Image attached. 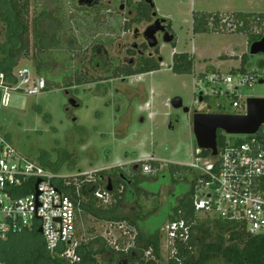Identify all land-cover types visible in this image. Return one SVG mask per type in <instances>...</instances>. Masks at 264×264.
<instances>
[{
	"label": "rangeland",
	"instance_id": "obj_1",
	"mask_svg": "<svg viewBox=\"0 0 264 264\" xmlns=\"http://www.w3.org/2000/svg\"><path fill=\"white\" fill-rule=\"evenodd\" d=\"M126 1L128 0H122L123 3ZM132 1L146 4L144 0ZM29 2L30 22L43 8L50 14L60 10L62 20L64 17L69 21L77 40L73 68L81 58L87 63L94 46H103L110 59L117 56L130 59L131 56L126 55L123 48L143 42V39H134V32L136 30L141 34L147 27L146 24H132L129 31L126 29L127 22L135 16L134 11L127 16L128 8L123 12L112 8L110 13H92L76 10L74 0ZM152 4L156 17L169 21L176 40L174 48L159 41L161 69L126 79L83 84L69 90L50 88L33 96L11 93L9 105H0V134L9 138L18 153L38 164L41 159L50 164L63 161L59 170L63 176H70L78 171L100 172L126 162H131L129 165L133 166L138 165L137 161L150 159L162 161L158 169L163 172L168 164L189 165L195 161L198 149L190 115L182 110H174L170 101L178 97L190 110L232 113L230 100L205 96L198 103L199 95L205 90L204 76L211 73L226 75L237 70L243 56L246 70H249L263 61L264 55L249 54L248 39L244 34L216 33L209 29V33L193 34L190 0H152ZM196 10L201 13L229 11L260 14L264 12V1L198 0ZM172 52L192 55L194 67L191 74L178 75L172 72L169 68ZM32 53L33 50L27 58L19 61L15 72L27 68L35 76ZM51 68L58 70L62 67L53 63ZM84 68L92 78L102 76L103 72L94 70L93 66L86 65ZM238 93L252 98H264V85L254 83L240 88ZM210 94V89L203 93ZM71 99L77 102L76 108L69 104ZM218 136L228 142L240 139L222 131H218ZM46 170H49L48 167ZM161 188L160 213L164 215L170 206L189 191L190 182L172 183L167 177ZM213 218L198 216L199 221ZM156 222L157 220H152L150 228ZM135 234L125 224L112 226L111 223L97 222L91 216L84 215L77 225L74 246L68 259H74L72 251L81 243L97 237L111 244L115 241L120 249L130 248ZM170 255L166 242H161L160 237V263H167ZM102 259L98 257L99 264H107Z\"/></svg>",
	"mask_w": 264,
	"mask_h": 264
},
{
	"label": "trees",
	"instance_id": "obj_2",
	"mask_svg": "<svg viewBox=\"0 0 264 264\" xmlns=\"http://www.w3.org/2000/svg\"><path fill=\"white\" fill-rule=\"evenodd\" d=\"M126 3L135 12V16L126 24L128 31L132 24L151 21L153 8L142 2L133 3L128 0ZM29 7V0H0V74H4L8 79L12 78L19 61L27 58L31 50L34 51L32 53L34 73L46 83L44 91L50 88L69 90L83 84L126 79L161 69L162 60L154 57L141 58L135 69L119 65V61L112 60L102 76L92 78L85 71L83 58L78 60L74 68L72 67L76 59L73 53L77 40L69 26V21L64 17L62 20L59 16L60 10L50 14L43 8L30 22ZM220 15L193 12L192 33H209V18L218 19ZM230 15L245 20L244 28L236 33L247 37L248 46L263 36L264 12ZM161 21L171 29L169 21ZM253 28L260 32L254 33ZM171 45L174 48L175 41ZM155 53L158 54L157 51ZM53 63L60 64L62 68L54 70L51 68ZM245 64L243 56L241 69ZM193 67L192 55L188 53L172 55L169 68L173 73L189 75ZM221 141L218 136V146ZM201 155L208 157L209 152L202 151ZM63 163L58 161L57 164H50L44 159L40 160V165L45 169L48 167L52 172H59ZM148 164L156 171L154 175H149L151 177L143 175L141 170L140 173L135 174L125 166L114 167L96 173V182L83 188L87 200L84 204V214L91 216L97 222L124 223L136 232L134 246L126 253L115 251L109 243L97 237L81 243L75 249L79 260L72 262L63 255L65 249L58 250L51 256L45 249L41 235L34 230L9 236L1 243L0 259L6 264H99L100 256L107 264H160V228L167 222L183 220L190 227L189 238L186 243L177 245L176 254L168 264H264V236H253L242 227L220 219L198 220L192 204L197 175L191 168L168 164L165 171L160 172L159 163L148 161ZM69 167L73 166L69 165ZM188 175L193 178L189 191L177 200L176 204L170 206L166 214L161 215L160 191L167 177L174 183L185 181ZM109 179L112 183V202L101 206L94 198L93 192L97 189L106 190ZM152 220L157 222L150 228L149 224ZM148 251L151 252L150 257H145Z\"/></svg>",
	"mask_w": 264,
	"mask_h": 264
},
{
	"label": "built area",
	"instance_id": "obj_3",
	"mask_svg": "<svg viewBox=\"0 0 264 264\" xmlns=\"http://www.w3.org/2000/svg\"><path fill=\"white\" fill-rule=\"evenodd\" d=\"M244 25V19L220 15L218 19L209 18L208 29L230 34L240 31ZM252 31L260 32L256 28ZM204 80V92L210 89L211 94L203 95L202 91L199 95L202 100L205 96L230 100L232 113H208L206 110L199 113L246 116L247 100L252 97L238 92L254 83L264 85V60L249 70L246 65L241 69L240 65L226 75L207 74ZM45 87V80L33 76L27 68L14 71L11 79L0 74V105H9L11 93L33 96L43 92ZM229 136L240 139L222 140L214 157L210 152L208 157H203L198 149L195 161L188 166L197 175L192 200L194 213L197 217L204 215L238 225L253 236H264V122L255 134ZM148 161L154 160L137 163L144 175H154L156 171ZM96 173L78 171L63 176L46 170L18 153L9 138L0 134V246L9 236L41 230L46 251L52 256L65 249L63 255L68 258L77 225L84 216L87 200L83 188L96 182ZM93 196L103 205L112 201L111 193L106 190L97 189ZM108 223L112 226L124 224ZM159 233L161 242L164 240L166 249L170 250L169 262L176 254L177 245L187 242L190 227L183 220H175L165 223ZM109 245L117 252L126 253L134 246V237L130 248L120 249L115 241ZM72 252L74 257H70L74 259H69L77 262L75 250ZM150 253L146 252L145 257H150ZM0 264L6 263L0 259Z\"/></svg>",
	"mask_w": 264,
	"mask_h": 264
},
{
	"label": "water",
	"instance_id": "obj_4",
	"mask_svg": "<svg viewBox=\"0 0 264 264\" xmlns=\"http://www.w3.org/2000/svg\"><path fill=\"white\" fill-rule=\"evenodd\" d=\"M151 8H153L152 0H144ZM162 21L156 20L152 25L146 28L143 35L148 43L149 48L157 46L156 33L164 32L165 28ZM173 36L165 33L163 42L169 44L173 41ZM249 54L255 56L258 54L264 55V34L256 42L250 44ZM202 101L199 96V102ZM69 104L72 107H77V102L70 100ZM170 106L174 110H182L183 113L190 115L192 132L195 139L197 149L200 151L210 152L211 156L217 155V133L223 131L227 135H252L255 134L264 122V99L249 98L247 100V115L233 116L223 114H203L192 112L190 108L185 107L180 98L176 97L170 101ZM106 186V191L112 192V183L109 179ZM37 185V184H36ZM41 233V230H38Z\"/></svg>",
	"mask_w": 264,
	"mask_h": 264
},
{
	"label": "flooded vegetation",
	"instance_id": "obj_5",
	"mask_svg": "<svg viewBox=\"0 0 264 264\" xmlns=\"http://www.w3.org/2000/svg\"><path fill=\"white\" fill-rule=\"evenodd\" d=\"M74 6H75L76 10H87V11H91L92 13H94V12H97V13L109 12L110 13V10L112 8H116L120 12H123L124 10H126L128 8L129 12L127 13V16H130L131 13H133V10L127 5L126 2L123 3L122 0L121 1L120 0H74ZM156 20H160V19H158V17H156V14L153 13L151 21L145 22L144 24H146V26L149 27ZM161 26H163L165 28V31L164 32L158 31L156 33V40L158 42L156 47H154V48L148 47V43H147V41L143 35L144 31L147 28L146 27L145 30L141 34H139L136 30L134 32V39L135 40L143 39V42L140 45L133 44V45L129 46L130 48H126V47L123 48L124 53H126V55H130L129 54L130 52L133 53V54L131 53L130 59H127L126 57L120 58L119 56H117L116 58L110 59L107 55V52L104 50L103 46H94L92 48V50L90 51L91 54H90V56L87 60V63L85 65H88V67L93 66L94 70L99 69V70H101V72H103V71H105V69L108 68L107 66L112 63V60L119 61V65H126V66H129V67L134 68V69L138 65L139 60L143 57H154L155 59L162 60L160 57V53H159V41L160 40L163 41V36L165 33H168L170 36H173V38H174V35L166 23H162ZM170 28H171V26H170ZM174 39H173V41H176ZM173 41L169 44L171 45L173 43ZM155 51H157L158 54H156ZM95 84H99V83H95ZM191 111L192 112H198V113L200 112L198 110H191ZM125 167L129 168V170L135 174L140 173V170H139L140 166L139 165L131 166L129 164H125ZM122 176H124V175L122 174Z\"/></svg>",
	"mask_w": 264,
	"mask_h": 264
},
{
	"label": "crops",
	"instance_id": "obj_6",
	"mask_svg": "<svg viewBox=\"0 0 264 264\" xmlns=\"http://www.w3.org/2000/svg\"><path fill=\"white\" fill-rule=\"evenodd\" d=\"M197 1L198 0H190V7H191V9H192V13L193 12H200V11H197L196 10V5H197ZM223 1H229V0H223ZM225 11H206V13H219V14H221V15H223V14H233V13H242V12H226V13H224ZM191 25H192V22H191ZM191 30H192V27H191ZM174 53L172 52V54L171 55H173ZM170 129H172V128H170ZM134 156H135V154H133ZM156 162L157 163H159V165H160V163H163L162 161H158V160H156ZM131 164V162H126V163H122V164H120V165H118V166H115V167H122V166H125V164ZM177 165H181V166H185V167H188L189 165L188 164H177ZM111 168H114V167H111ZM111 168H109V169H111ZM190 168V167H189ZM108 170V169H107ZM145 176H149V175H145ZM149 177H151V176H149ZM153 177V176H152ZM186 182H192L193 181V178L191 179L190 178V176L188 175V178L185 180ZM182 198V197H181ZM180 198V199H181ZM179 199V200H180ZM85 216H88V215H86V214H84Z\"/></svg>",
	"mask_w": 264,
	"mask_h": 264
}]
</instances>
